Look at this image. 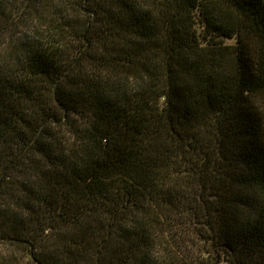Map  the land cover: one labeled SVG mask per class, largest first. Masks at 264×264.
Instances as JSON below:
<instances>
[{"label": "trees", "instance_id": "trees-1", "mask_svg": "<svg viewBox=\"0 0 264 264\" xmlns=\"http://www.w3.org/2000/svg\"><path fill=\"white\" fill-rule=\"evenodd\" d=\"M0 264H264V0H0Z\"/></svg>", "mask_w": 264, "mask_h": 264}]
</instances>
